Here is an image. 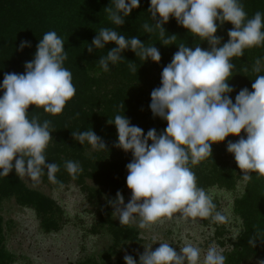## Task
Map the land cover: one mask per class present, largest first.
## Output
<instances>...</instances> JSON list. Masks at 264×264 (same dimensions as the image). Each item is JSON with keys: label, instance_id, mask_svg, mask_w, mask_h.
<instances>
[{"label": "clouds", "instance_id": "clouds-1", "mask_svg": "<svg viewBox=\"0 0 264 264\" xmlns=\"http://www.w3.org/2000/svg\"><path fill=\"white\" fill-rule=\"evenodd\" d=\"M140 6V0H112L104 9L108 20L120 27L133 9ZM151 23L142 25L146 33H157L161 44H176L175 34L167 35L164 25L174 17L177 23L187 29L200 41H207L209 49L197 44L194 50L184 42L178 44V51L161 73V86L151 91L149 105L154 117L167 122L163 132L155 128L147 134L139 126L132 125L124 114H116L108 124H114L118 140L115 147L131 152L133 159L126 165V185L131 191L127 204L120 191L109 203L114 208L120 225L136 222L141 229L151 228L166 219L211 218L217 223H227L228 216L217 211L209 193L198 186L194 166L212 158V145L224 142L229 136H236V142L227 143V151L234 155L242 180L251 182L252 173L257 179H264V58L257 57L251 72L258 74L251 85L241 89L233 103L230 93L234 91L228 81L236 65L233 58L244 55L245 49L264 46V13L256 11L247 17L240 0H150ZM220 22V25L216 23ZM230 22L228 41L221 44L217 36L218 27ZM116 47L101 56L99 67L107 72L109 65L124 60L122 53L130 49L142 61L149 58L161 61V53L154 45H147L138 37L126 38L120 32L101 27L87 47L104 49L108 43ZM30 46L21 41L20 50ZM64 40L56 31L43 34L37 45L34 59L25 63L23 74L5 73L0 88V176L8 177L15 169L19 177L27 176L39 183L47 169L50 182L59 184L55 174L59 165L46 163V149L53 140L54 132L50 120L40 121L38 115L29 117V107L42 108L53 116L62 114L67 103L76 94L72 72L64 67L68 59ZM129 70L137 73V65L128 62ZM247 72V67L243 68ZM124 109L123 101L117 106ZM77 116L79 113L76 114ZM246 133V138L241 132ZM73 138L80 144L87 142L94 150L108 151L104 140L91 128L73 131ZM151 141V143H149ZM64 167L73 179L82 172L78 161H65ZM179 214V215H177ZM254 235L249 245L255 247L256 240L264 237V229L253 225ZM239 233L234 235L237 239ZM139 264H226V256L217 245H210L206 251L186 242L179 252L167 242L144 247ZM203 253V258L202 257ZM125 264H137L132 255L125 254ZM264 264V260L258 261Z\"/></svg>", "mask_w": 264, "mask_h": 264}, {"label": "trees", "instance_id": "trees-1", "mask_svg": "<svg viewBox=\"0 0 264 264\" xmlns=\"http://www.w3.org/2000/svg\"><path fill=\"white\" fill-rule=\"evenodd\" d=\"M240 2L244 5L248 18H252L256 11L264 13V0ZM111 3L112 0H0V84L5 73L25 72V63L34 59L37 45L44 33L56 31L65 43L68 59L64 62V67L72 72V82L76 88L74 98L67 103L62 114L55 116L35 106H30L28 111L30 118L38 115L41 122L47 119L52 123L53 140L45 155L46 163L54 162L59 165L56 179L62 185L73 183L89 201L99 203L98 225L103 226L112 238L111 247L102 254L100 260L86 258L75 264H112L110 259L113 255L116 257L113 264H125L124 257L119 255L121 247L129 242L140 241L133 227L120 225L112 216L114 208L109 202L115 200L117 191L125 199L129 190L126 185V165L133 157L130 151L126 153L114 146L118 140L117 129L114 124H108V120L114 119L116 114H124L132 125L142 128L145 135L152 128L158 134L163 132L167 122L154 117L149 107L151 91L161 86L163 68L171 62L181 42L193 50L197 44L205 50L210 47L206 40L200 41L198 37L192 36L174 17H170L164 28L167 35L177 36L176 44L164 46L157 33H146L142 25L145 22L151 23L148 12L150 0H140V6L133 9L125 17V23L118 27L108 20L104 11ZM216 23L220 25L219 21ZM101 27L112 28L126 38L138 37L146 46L154 45L161 53V61L156 63L151 58L142 61L128 49L122 53L123 61L116 65L110 64V70L103 71L98 60L116 45L110 42L104 49L94 48L92 53L87 51ZM232 28L230 22L218 27L216 35L222 38L219 46L228 41L227 33ZM21 41L30 42V46L20 50ZM257 57L264 58V46L245 49L242 57L233 58L232 63L236 65V69L228 81L234 89L229 94L233 103L241 89L247 87L252 91L251 85L258 74L251 72V66ZM128 62L137 65V73L129 70ZM244 67L249 71H243ZM259 75H264V71ZM2 95L3 89L0 88V96ZM122 101L124 109H118L117 106ZM90 128L104 140L108 151L94 150L87 142L82 145L73 138V131ZM241 136L246 138V133L242 131ZM238 139L239 137L229 136L224 142L213 144L212 158L193 167L198 186L205 190L217 187L231 191L238 181L243 182L242 192L232 201L233 213L240 218L242 230L238 238L231 242L230 249L223 250L226 264H245L252 258L264 260V237L256 240L255 247L248 243L249 238L255 234L253 225L258 224L264 229V179H257L256 174L252 173L251 182L242 180L243 173L238 168L234 155L227 151V143ZM68 160L78 161L83 169L75 179L64 167ZM40 180L53 187L60 186L49 181L47 169ZM10 198L17 205L34 211L43 232L60 229L63 212L57 201L27 186L14 168L8 177L0 176V206ZM216 210H219L218 206ZM219 244L222 242L219 241ZM129 255L139 264V254ZM14 261V255L5 245L3 217L0 213V264H13Z\"/></svg>", "mask_w": 264, "mask_h": 264}, {"label": "rangeland", "instance_id": "rangeland-1", "mask_svg": "<svg viewBox=\"0 0 264 264\" xmlns=\"http://www.w3.org/2000/svg\"><path fill=\"white\" fill-rule=\"evenodd\" d=\"M22 179L27 186L57 201L63 212L62 225L57 231L43 232L32 209L17 205L12 198L4 200L0 206V213L3 217L6 248L15 257L13 264H75L86 258L100 260L102 254L108 252L112 238L103 226L98 225L99 203L89 201L73 183L53 187L41 180L36 183L27 176ZM242 189L243 182L238 181L235 189L231 191L217 187L206 190L217 203L218 211L228 216L227 223L214 222L210 217L195 220L174 217L151 228L141 229L137 219L129 226L137 231L140 241L129 242L121 247L119 255L122 257L125 254L140 255L143 254L144 247L152 245V250H155L160 242L169 243L178 252L186 242L199 246L203 251L213 244L222 252L230 249L234 235L242 230L241 220L232 210L233 198L239 195ZM130 198L131 191L127 190L124 203L127 204ZM112 216L119 222L114 213ZM219 241L222 244H219ZM115 258L113 255L110 263L113 264ZM258 261L260 260L252 258L245 264H258Z\"/></svg>", "mask_w": 264, "mask_h": 264}]
</instances>
